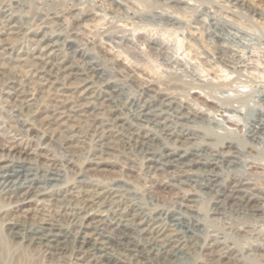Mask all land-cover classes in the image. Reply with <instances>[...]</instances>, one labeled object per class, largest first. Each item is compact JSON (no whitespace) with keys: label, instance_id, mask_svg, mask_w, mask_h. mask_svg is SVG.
I'll return each mask as SVG.
<instances>
[{"label":"clouds","instance_id":"9594fccd","mask_svg":"<svg viewBox=\"0 0 264 264\" xmlns=\"http://www.w3.org/2000/svg\"><path fill=\"white\" fill-rule=\"evenodd\" d=\"M258 115L264 15L0 0V264H264Z\"/></svg>","mask_w":264,"mask_h":264},{"label":"rangeland","instance_id":"374dc122","mask_svg":"<svg viewBox=\"0 0 264 264\" xmlns=\"http://www.w3.org/2000/svg\"><path fill=\"white\" fill-rule=\"evenodd\" d=\"M224 1H225V2H224ZM256 2H257V3H260V0H256ZM222 4H225V6H226V0H222ZM240 5H241V6H240ZM236 6H237V7L240 6L241 11H243V12H247L249 15H255L257 18H259L261 15H264V9H258V8H256L254 5H251V4H250L249 0H248V2H247L245 5H243V4H239V5H236ZM253 9H254V10H253ZM217 11H220V9L218 8ZM254 11H255V12H254ZM225 14L230 15V16H233V18H235V17H234V14L227 12V8H226V7H225ZM258 14H259L260 16H259ZM15 21H16V17H13L12 23L15 22ZM213 27H214V25H213ZM242 34H243V33H242ZM30 36H34V35L31 34ZM36 38L39 39V36H36ZM210 38H211V39H215V41H216L217 44H223V43H224V41H223L220 37H215V36H212L211 34H205L204 39H205L206 41L209 40ZM178 50H179V46H178ZM233 51H235V50H234V49H227V54H228V55H231ZM206 54H207V53H206ZM222 55H224V51H223V50H218V51H217V58H218V60H219V57L222 56ZM245 55L251 57L253 54H252L251 52H246ZM237 59H240V57L237 56ZM195 95H196V94H194L193 98H195ZM258 116H259V115H258ZM256 117H257V116H256ZM252 123H253V122H252ZM252 123H251V124H252ZM251 124H250V127H251ZM5 152H6V151H5ZM5 163H7V160H0V165H3V164H5Z\"/></svg>","mask_w":264,"mask_h":264},{"label":"bare ground","instance_id":"6f19581e","mask_svg":"<svg viewBox=\"0 0 264 264\" xmlns=\"http://www.w3.org/2000/svg\"><path fill=\"white\" fill-rule=\"evenodd\" d=\"M225 2V1H224ZM248 2V0H226V6L227 5H232V4H235V5H239V4H243V5H245L246 3ZM225 5V4H224ZM241 6V5H240ZM239 6V7H240ZM254 10V9H253ZM255 12V11H254ZM259 15V14H258ZM260 16V15H259ZM17 19V18H16ZM12 20H13V18H12ZM12 22V21H11ZM16 22V21H15ZM15 22H13V23H15ZM214 27H215V25H214ZM218 31H219V29H217ZM34 35L35 36V33H30V35ZM221 38V37H220ZM222 39V38H221ZM223 40V39H222ZM45 51H47V49H45ZM39 52H40V50L38 49L37 50V55H39ZM56 56H57V54L56 53H50V55H49V60H50V62L51 63H57V59H56ZM260 119H261V117L260 116H257V117H255V119L253 120V123L251 124V127L253 128V130L254 131H260V132H262V133H264V128H262V129H256V124H259L260 123ZM4 151H8L7 149H5ZM12 152H15L16 151V149H12L11 150ZM9 163V161H7V163H5V164H8ZM91 218L89 217V218H86V220H85V225H87L88 224V222H89V220H90ZM81 239H82V241H84V242H87V235H86V233L81 237Z\"/></svg>","mask_w":264,"mask_h":264}]
</instances>
